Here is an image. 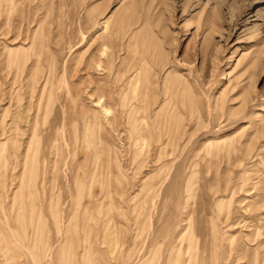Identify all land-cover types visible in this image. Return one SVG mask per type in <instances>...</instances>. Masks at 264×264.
Listing matches in <instances>:
<instances>
[{"label":"rangeland","instance_id":"obj_1","mask_svg":"<svg viewBox=\"0 0 264 264\" xmlns=\"http://www.w3.org/2000/svg\"><path fill=\"white\" fill-rule=\"evenodd\" d=\"M0 264H264V0H0Z\"/></svg>","mask_w":264,"mask_h":264},{"label":"bare ground","instance_id":"obj_2","mask_svg":"<svg viewBox=\"0 0 264 264\" xmlns=\"http://www.w3.org/2000/svg\"><path fill=\"white\" fill-rule=\"evenodd\" d=\"M101 56H104L105 58H109V55H107L106 49L101 50ZM97 68H101L100 63L97 64ZM96 105L100 108L103 115H108L110 113V111L105 107L104 101H102L101 99L97 100Z\"/></svg>","mask_w":264,"mask_h":264}]
</instances>
